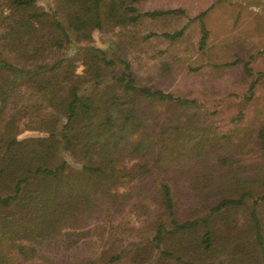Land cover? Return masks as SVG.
I'll use <instances>...</instances> for the list:
<instances>
[{
	"label": "trees",
	"instance_id": "obj_1",
	"mask_svg": "<svg viewBox=\"0 0 264 264\" xmlns=\"http://www.w3.org/2000/svg\"><path fill=\"white\" fill-rule=\"evenodd\" d=\"M4 1L5 6L0 4V43L10 52L0 55V75L4 76L0 80V110L15 96H24L32 104L20 111L44 114L33 128L26 127L34 133L18 136L20 130L15 131L9 121L0 134L3 160L15 172L11 180L0 177V264H16L15 252L32 257L37 247L70 230H82L116 201L123 202L126 196L118 192L119 187L142 177L147 160L165 159L168 148L175 153L174 158H166L172 161L182 155L201 157L205 146L212 147L216 141L225 147L233 137V133L203 131L208 134L205 143L201 138L192 141L193 129L182 130L178 125L159 131L141 130L147 123L142 100L176 104L187 100L137 86L131 64L101 46L104 23L124 28L141 16L155 18L181 10L141 12L136 7L140 0H61L55 8L38 6V0ZM206 13L196 16L201 22V48L208 36L202 22ZM60 19L75 32L77 40H87L88 44L74 46L69 54ZM183 31L184 27L162 35L174 40ZM152 35L156 34L148 36ZM75 53L80 55L78 64L71 58ZM120 66L122 70L117 73ZM244 68L250 76L248 62ZM257 81L249 85L250 95ZM258 138L264 151V127ZM135 158L145 162L134 170L124 165L126 159ZM65 162L67 167L55 171ZM235 168L228 170L230 177L221 174L219 178H232ZM5 169L0 167V175ZM247 195L250 193L220 198L208 205L204 215L180 218L170 185L161 181L154 193L160 209L153 224L152 245H146L148 252L156 250L153 254L161 258L159 264H205V259L220 256L227 257L229 264H264V214L257 209L264 201V181L262 194L253 199L247 213L245 229L232 232L235 220H227L219 232L212 227L216 214L225 215L228 209L237 208ZM165 241H174L173 248H164Z\"/></svg>",
	"mask_w": 264,
	"mask_h": 264
},
{
	"label": "rangeland",
	"instance_id": "obj_2",
	"mask_svg": "<svg viewBox=\"0 0 264 264\" xmlns=\"http://www.w3.org/2000/svg\"><path fill=\"white\" fill-rule=\"evenodd\" d=\"M5 3L0 0L3 6ZM36 4L55 8L61 0H38ZM136 7L141 12L178 9L182 13L155 18L141 16L124 28L104 23L99 38L101 46L131 64L137 86L187 100L179 104L142 100V114L146 113L147 123L141 130L159 131L178 125L182 130L193 129L192 141L201 138L205 143L207 133H233V137L225 147L216 141L212 147L205 146L200 151L201 157L182 155L172 161L166 158H174L175 153L168 148L162 161L147 160V169H141L142 177L119 187L118 192L126 196L123 202L116 201L108 212L89 220L82 230H70L69 234L37 247L32 257L13 253L16 264H159L161 258L153 254L156 250L150 253L146 245H152L153 224L160 209L154 193L161 181L170 185L180 218L202 216L208 205H214L220 198H238L249 192L237 208L214 216L212 227L218 232L227 220L236 221L232 232L236 228L245 229L253 199L262 194L264 151L258 133L264 127V0H140ZM203 11H207L202 22L208 36L201 48V22L196 16ZM182 27L180 38L172 40L162 35ZM60 30L68 53L74 46L88 44L87 40H77L75 32L68 30L62 19ZM150 33L156 35L148 36ZM9 52L6 44L0 43V55L8 56ZM78 56L75 53L71 58L76 60ZM234 61L235 65H228ZM75 62L78 64L80 60ZM245 62L249 63L250 76L245 73ZM121 70L120 66L115 71ZM255 79L258 81L250 95L248 87ZM0 80L4 76L0 75ZM31 104L24 96L7 101L0 110V134L9 121L15 131L20 130L18 136L34 133L26 127L38 124L44 112L32 115V110H19ZM143 162L126 159L124 165L134 170ZM67 165L61 163L55 171ZM0 167L6 168L0 175L3 181L14 178L15 172L8 168L1 152ZM231 167H239L232 178H219L221 174L227 175ZM257 209L264 214V201ZM174 243L165 241L163 247L173 248ZM205 264H229V261L220 256L205 259Z\"/></svg>",
	"mask_w": 264,
	"mask_h": 264
}]
</instances>
